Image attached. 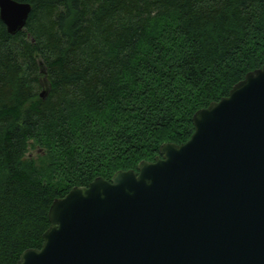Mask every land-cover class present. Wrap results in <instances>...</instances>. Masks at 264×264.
Wrapping results in <instances>:
<instances>
[{
    "label": "trees",
    "instance_id": "1",
    "mask_svg": "<svg viewBox=\"0 0 264 264\" xmlns=\"http://www.w3.org/2000/svg\"><path fill=\"white\" fill-rule=\"evenodd\" d=\"M17 1L26 28L0 18V264L42 246L55 198L188 141L264 66V0Z\"/></svg>",
    "mask_w": 264,
    "mask_h": 264
},
{
    "label": "water",
    "instance_id": "2",
    "mask_svg": "<svg viewBox=\"0 0 264 264\" xmlns=\"http://www.w3.org/2000/svg\"><path fill=\"white\" fill-rule=\"evenodd\" d=\"M31 11L0 0L12 35ZM192 120L188 141L163 143L138 170L55 198L42 246L15 264H264V66Z\"/></svg>",
    "mask_w": 264,
    "mask_h": 264
},
{
    "label": "rangeland",
    "instance_id": "3",
    "mask_svg": "<svg viewBox=\"0 0 264 264\" xmlns=\"http://www.w3.org/2000/svg\"><path fill=\"white\" fill-rule=\"evenodd\" d=\"M43 90H41V92H42ZM30 155L31 156H36L37 155V151L36 150H30Z\"/></svg>",
    "mask_w": 264,
    "mask_h": 264
}]
</instances>
